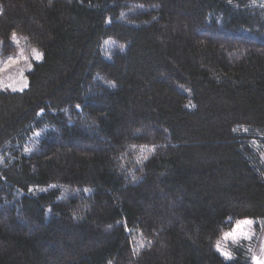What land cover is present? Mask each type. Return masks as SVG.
<instances>
[{
    "label": "trees",
    "instance_id": "obj_1",
    "mask_svg": "<svg viewBox=\"0 0 264 264\" xmlns=\"http://www.w3.org/2000/svg\"><path fill=\"white\" fill-rule=\"evenodd\" d=\"M13 42L0 264H252L217 246L264 221V0H0Z\"/></svg>",
    "mask_w": 264,
    "mask_h": 264
},
{
    "label": "rangeland",
    "instance_id": "obj_2",
    "mask_svg": "<svg viewBox=\"0 0 264 264\" xmlns=\"http://www.w3.org/2000/svg\"><path fill=\"white\" fill-rule=\"evenodd\" d=\"M13 44L7 50L0 44V90L21 91L27 88L26 74L33 62L42 58L35 49L18 45L17 42ZM236 246L248 249L252 264H264V221L238 222L232 232L222 236L217 249L223 257L231 259V250Z\"/></svg>",
    "mask_w": 264,
    "mask_h": 264
},
{
    "label": "snow or ice",
    "instance_id": "obj_3",
    "mask_svg": "<svg viewBox=\"0 0 264 264\" xmlns=\"http://www.w3.org/2000/svg\"><path fill=\"white\" fill-rule=\"evenodd\" d=\"M14 36H15V34H13ZM37 58H39V57H37ZM248 223H250V222H248Z\"/></svg>",
    "mask_w": 264,
    "mask_h": 264
}]
</instances>
